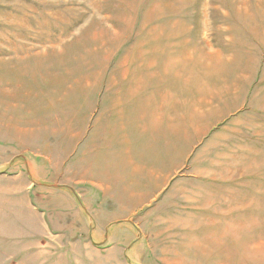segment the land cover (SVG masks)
Returning <instances> with one entry per match:
<instances>
[{
    "label": "crops",
    "instance_id": "0c3cea01",
    "mask_svg": "<svg viewBox=\"0 0 264 264\" xmlns=\"http://www.w3.org/2000/svg\"><path fill=\"white\" fill-rule=\"evenodd\" d=\"M70 43L58 57L46 54L42 77L23 71L2 83L0 75V99L14 101L0 107V145L9 153L0 164V191L28 201L56 238L65 234L33 205L30 193L47 188L78 201L80 218L93 227L83 238L93 246L104 240L96 233V213L89 212L96 211L99 192L121 195L129 210L157 204L179 241L193 246L199 231L196 247L206 251L208 240L220 241L229 264L230 237H239L241 227L255 235L264 232V197L259 196L264 191H246L243 170H212L202 162L210 147L218 146L215 140L230 135L227 125L241 107L224 111L223 86L214 89L211 69L198 66L195 57L183 65L171 63L159 52L164 45L145 48L146 42L131 36L96 65L94 29L73 47ZM29 101L36 105L29 111L34 120L22 116L24 125L7 127L6 116L20 107L27 115V107L18 104ZM234 226L237 234L219 232ZM263 248L264 242L255 254ZM255 264H264L263 254Z\"/></svg>",
    "mask_w": 264,
    "mask_h": 264
},
{
    "label": "rangeland",
    "instance_id": "374dc122",
    "mask_svg": "<svg viewBox=\"0 0 264 264\" xmlns=\"http://www.w3.org/2000/svg\"><path fill=\"white\" fill-rule=\"evenodd\" d=\"M93 29L96 65L109 58L112 47L119 48L133 36L146 42L145 48L164 45L159 51L161 57L171 59L173 64L183 65L195 57L198 66L211 69L214 89L223 86L220 92L224 111L241 107L242 112L229 121L230 135L215 140L218 146L210 147L202 166L243 170L246 191H264V0H0L2 83H9L15 75L22 77L23 71L29 77H42L51 53L58 57L60 49L69 42L68 47H73ZM5 97L0 99V107L14 103L13 98ZM33 103H19L27 107V115L18 108L6 116L7 127L24 125L27 119L22 120V116L33 121L34 114H29L36 106ZM216 109L221 107L216 105ZM28 141L26 136L23 142ZM8 154L0 145V164ZM30 194L33 205L44 212L55 230L65 235L52 237L42 214L34 211L28 201L23 203L15 193L0 191V264L225 262L220 241L208 240L206 251L196 247L199 231L193 246L179 241L178 233L161 219L157 204L129 210L121 195L99 192L96 211L89 212L96 213V233L104 240L93 246L83 238L93 227L80 218L78 201L47 188H36ZM114 198L121 201V206ZM224 230L237 234L238 227H225L220 234ZM251 232L241 227L239 237L229 238V264H255L264 255V251L255 254L256 248L263 247L264 232Z\"/></svg>",
    "mask_w": 264,
    "mask_h": 264
}]
</instances>
